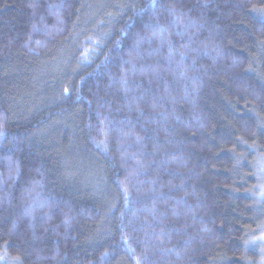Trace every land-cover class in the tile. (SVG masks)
<instances>
[{"label": "trees", "instance_id": "obj_1", "mask_svg": "<svg viewBox=\"0 0 264 264\" xmlns=\"http://www.w3.org/2000/svg\"><path fill=\"white\" fill-rule=\"evenodd\" d=\"M147 3L0 0V264H261L264 0Z\"/></svg>", "mask_w": 264, "mask_h": 264}, {"label": "snow or ice", "instance_id": "obj_2", "mask_svg": "<svg viewBox=\"0 0 264 264\" xmlns=\"http://www.w3.org/2000/svg\"><path fill=\"white\" fill-rule=\"evenodd\" d=\"M157 6H158V0H148V3L143 8L139 9L138 11L140 13H146L147 11H150V10L154 11L157 8ZM181 55H183V54H181ZM64 91H65V93H67L69 91V89L65 88ZM3 135H4V133L0 132V136H3ZM126 192H127V190L125 189V193ZM260 239L262 242H264V236H262ZM122 240L125 244H128L127 237H122ZM129 247H130V245H129ZM17 259H19V258H17ZM136 264H140V261L137 260Z\"/></svg>", "mask_w": 264, "mask_h": 264}, {"label": "rangeland", "instance_id": "obj_3", "mask_svg": "<svg viewBox=\"0 0 264 264\" xmlns=\"http://www.w3.org/2000/svg\"><path fill=\"white\" fill-rule=\"evenodd\" d=\"M261 175L264 177V169H263V171H262V173H261ZM262 245H264V242H262ZM263 258H262V260H261V264H264V249H263Z\"/></svg>", "mask_w": 264, "mask_h": 264}]
</instances>
